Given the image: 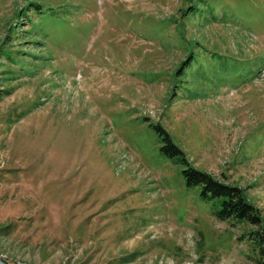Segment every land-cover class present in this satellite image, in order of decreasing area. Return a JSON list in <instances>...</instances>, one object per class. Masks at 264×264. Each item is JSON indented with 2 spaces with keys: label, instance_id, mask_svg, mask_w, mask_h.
Listing matches in <instances>:
<instances>
[{
  "label": "rangeland",
  "instance_id": "obj_1",
  "mask_svg": "<svg viewBox=\"0 0 264 264\" xmlns=\"http://www.w3.org/2000/svg\"><path fill=\"white\" fill-rule=\"evenodd\" d=\"M5 224L6 264H264V0H0Z\"/></svg>",
  "mask_w": 264,
  "mask_h": 264
},
{
  "label": "trees",
  "instance_id": "obj_2",
  "mask_svg": "<svg viewBox=\"0 0 264 264\" xmlns=\"http://www.w3.org/2000/svg\"><path fill=\"white\" fill-rule=\"evenodd\" d=\"M165 140L167 144L163 149L167 154L180 153L178 148L170 143L167 136H165ZM180 160L182 161L183 158H180ZM181 172L185 179V185L187 187L197 186L199 199L209 201L216 207L214 212L216 218L221 220L228 218L243 219L251 225H259L261 219L256 213V208L245 199L238 187L217 181L209 173L196 170L189 165ZM0 231L9 232V224L2 226ZM253 239H258V237H253Z\"/></svg>",
  "mask_w": 264,
  "mask_h": 264
},
{
  "label": "water",
  "instance_id": "obj_3",
  "mask_svg": "<svg viewBox=\"0 0 264 264\" xmlns=\"http://www.w3.org/2000/svg\"><path fill=\"white\" fill-rule=\"evenodd\" d=\"M0 264H6V263H4L2 260H0Z\"/></svg>",
  "mask_w": 264,
  "mask_h": 264
}]
</instances>
